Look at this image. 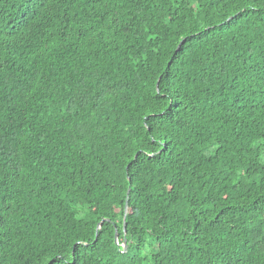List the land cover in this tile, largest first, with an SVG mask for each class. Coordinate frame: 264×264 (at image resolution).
<instances>
[{"label": "trees", "instance_id": "16d2710c", "mask_svg": "<svg viewBox=\"0 0 264 264\" xmlns=\"http://www.w3.org/2000/svg\"><path fill=\"white\" fill-rule=\"evenodd\" d=\"M0 264H264V0H0Z\"/></svg>", "mask_w": 264, "mask_h": 264}, {"label": "water", "instance_id": "95a60500", "mask_svg": "<svg viewBox=\"0 0 264 264\" xmlns=\"http://www.w3.org/2000/svg\"><path fill=\"white\" fill-rule=\"evenodd\" d=\"M128 213V205H127V202H126V205H125V216L127 215ZM125 223V222H124ZM123 231H124V241H123V247H124V250H126V229H125V224L123 225ZM117 240V232H115V241Z\"/></svg>", "mask_w": 264, "mask_h": 264}, {"label": "rangeland", "instance_id": "374dc122", "mask_svg": "<svg viewBox=\"0 0 264 264\" xmlns=\"http://www.w3.org/2000/svg\"><path fill=\"white\" fill-rule=\"evenodd\" d=\"M111 192H108L107 190H104V191H99V194L101 195H110Z\"/></svg>", "mask_w": 264, "mask_h": 264}]
</instances>
